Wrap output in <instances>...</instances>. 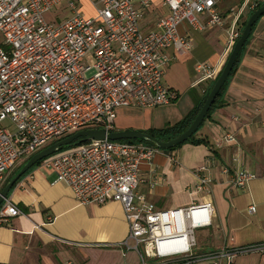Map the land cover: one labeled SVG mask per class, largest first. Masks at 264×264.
Segmentation results:
<instances>
[{"label":"built area","instance_id":"1","mask_svg":"<svg viewBox=\"0 0 264 264\" xmlns=\"http://www.w3.org/2000/svg\"><path fill=\"white\" fill-rule=\"evenodd\" d=\"M160 1L167 14L153 30L143 32L140 21L150 0H94L100 7L92 17L82 15L73 0H0V185L17 161L51 141L81 129L112 131L119 108H154L175 101L177 92L163 81L170 61L167 50L191 49L178 26L187 22L197 31L221 26L222 0ZM263 1L242 0L229 9V47L241 32L243 10ZM62 2L71 15L57 25L48 23L44 14ZM195 71L199 81L216 73L206 63L196 65ZM223 139L233 137L225 134ZM159 150L141 142L90 140L39 165L54 173V182L69 187L80 205L121 204L128 234L118 246L123 255L134 251L136 264H232L236 255L264 254V242L195 251V231L213 222L210 202L158 209L135 192L140 165ZM252 177L242 169L232 182L244 187ZM208 182L209 177L201 176L196 188ZM18 213L4 199L0 225Z\"/></svg>","mask_w":264,"mask_h":264},{"label":"crops","instance_id":"2","mask_svg":"<svg viewBox=\"0 0 264 264\" xmlns=\"http://www.w3.org/2000/svg\"><path fill=\"white\" fill-rule=\"evenodd\" d=\"M73 1L87 17L94 16L100 7L94 0H81L83 5L92 8L90 14L80 0ZM232 1L237 4L239 0ZM221 4V26H210L202 31L193 30L187 22L178 26V33L190 41V60L213 67L214 78L199 81L195 68L190 67L192 76L183 92L173 86L174 77L168 78L172 85L165 81L164 84L178 95L174 102L159 106L166 107L162 113H151V108H119L112 131H144L173 124L204 96L232 47L228 46L226 29L231 22L229 9L235 6ZM166 14L167 9L160 0H150L140 29L153 30ZM167 52L170 56L167 68H179L182 61L178 64V60L185 52L171 47ZM225 134H230L233 140L225 141ZM197 135L207 138L211 146L185 143L173 151L155 152L149 162L140 165L135 192L143 194L146 201L158 209L210 202L213 222L207 228H212L215 235L210 250L264 242V16L254 27L222 101L205 118ZM28 158L16 162L15 168L7 171L0 191L12 172ZM201 166L206 169L199 171ZM223 167L228 169L227 173L221 172ZM242 169L253 177L244 187H239L232 180L233 174ZM204 175L210 182L197 189L199 177ZM6 199L19 213L9 218V224L0 225V264H82L90 254L106 258L107 250L118 251L125 261L130 252H134L127 251L123 255L118 246L128 234L119 202L80 205L71 189L54 182V173L41 165L23 174ZM251 205L254 211H249Z\"/></svg>","mask_w":264,"mask_h":264},{"label":"water","instance_id":"3","mask_svg":"<svg viewBox=\"0 0 264 264\" xmlns=\"http://www.w3.org/2000/svg\"><path fill=\"white\" fill-rule=\"evenodd\" d=\"M262 14H264V4H262L256 10H254L248 17L246 24L241 31L240 36L234 42L233 47L231 48L223 67L221 68L217 78L215 79L198 113L195 115L190 125L180 134H178L173 138H170L169 140L161 141L149 135L148 133L133 129L107 132L101 128H89V129H81L75 131L59 140H56L53 143L48 144L38 152L34 153L32 156H30L26 161H24L18 167V169L12 174V176L9 178L5 186L0 191V205L3 202V200L7 198L9 191L16 183V181L23 174H25L36 162L54 153H57L69 147L80 144V142L77 141V139L79 138H82L83 141L104 140V139H108V140L143 139L145 141L154 144V146L158 149H170L186 141L203 122L206 113L213 104L219 90L227 80L231 72V69L236 61V57L251 32L252 26Z\"/></svg>","mask_w":264,"mask_h":264},{"label":"rangeland","instance_id":"4","mask_svg":"<svg viewBox=\"0 0 264 264\" xmlns=\"http://www.w3.org/2000/svg\"><path fill=\"white\" fill-rule=\"evenodd\" d=\"M242 0H239L237 4H235V1H230V0H222V6H227V5H234L235 8H237ZM78 2V1H77ZM81 2V0H80ZM82 3V2H81ZM77 4V3H76ZM79 4V3H78ZM83 5V3H82ZM84 10L88 13H93L92 8L85 4L83 5ZM249 11V8H245L240 16L239 19V26L241 27L242 22L247 16V13ZM70 12L66 8V5L64 2L60 3L58 6H56L54 9L51 11H48L44 14V19L51 24H59L67 20L69 18ZM264 16V15H263ZM262 18V17H261ZM225 20H227L225 18ZM149 31V30H148ZM144 32V31H143ZM191 49L189 51H186L185 54L183 55V58H180L178 60V66L179 68L173 70H169V67L166 68L165 74H164V80L165 83H170L168 78L174 77L176 79V84L172 83L174 87H176L180 92H183V90L188 86V83L190 82V67L195 68L196 65H198L199 62L198 60H190L191 55ZM192 76V75H191ZM171 84V85H172ZM184 93L181 94L183 96ZM166 109V107H158V108H151L150 111L151 113H162ZM5 125L10 126L8 122L3 123ZM21 160L19 161H22ZM18 162V161H17ZM15 167H13L14 169ZM214 232L212 228H203V229H197L195 231V238L197 245L194 247L195 251H206L211 249V245L213 243V237H215ZM217 235V234H216ZM142 250V249H141ZM125 262H128V264H136L137 259L136 255L134 252H130L129 256L126 258L124 261V258L120 255L118 251L115 250H107L106 253V258L105 256H98L97 254H90V257L88 260L83 262L82 264H125ZM150 262V261H149ZM226 261L222 260V264H225ZM232 264H264V254H257V253H249V254H244V255H236L232 258Z\"/></svg>","mask_w":264,"mask_h":264},{"label":"trees","instance_id":"5","mask_svg":"<svg viewBox=\"0 0 264 264\" xmlns=\"http://www.w3.org/2000/svg\"><path fill=\"white\" fill-rule=\"evenodd\" d=\"M262 4H264V1L262 3H259L257 4L254 8H252L251 10L248 11L247 13V16L246 18L244 19V21L242 22V25H241V31L242 29L244 28L245 24H246V21L248 19V17L250 16V14L256 10L258 7H260ZM264 14H262L258 19L257 21L254 23V25L252 26V29H251V32L248 36V38L246 39L245 43L243 44L242 48L240 49L237 57H236V61L231 69V72L227 78V80L225 81V83L222 85L221 89L219 90L213 104L211 105L210 109L208 110V112L206 113V116L205 118H207L211 111L214 109V107H216L221 101H222V96L225 92V89H226V86L229 82V79H230V76L234 73L240 59H241V56L243 55V53L245 52L246 50V47L250 41V38L252 36V33H253V30H254V27L256 25V23L258 22V20L263 16ZM241 34V32H240ZM239 34V36H240ZM238 39V38H237ZM233 47V45H232ZM231 47V48H232ZM220 72V71H219ZM219 74V73H218ZM218 76V75H217ZM216 76V78H217ZM215 78V79H216ZM215 79L209 84L208 88L206 89L205 93H204V96L198 100L196 102V104L177 122L173 123V124H165L163 127L161 128H150L148 130H144L142 132H145V133H148L149 135L153 136L154 138H157L158 140H161V141H166V140H169L170 138H173L175 136H177L178 134H180L182 131H184L189 125L190 123L192 122V120L194 119L195 115L198 113L200 107L202 106L208 92L210 91ZM204 118V120H205ZM203 120V121H204ZM203 123V122H202ZM201 123V125H202ZM200 125V126H201ZM200 126L198 127V129L186 140L184 141L183 143L179 144V145H176L175 147L173 148H170V149H161L163 151H173L175 150L176 148L180 147L182 144H185V143H190V144H193V145H198V144H203V145H206V146H211L210 142L208 141L207 138H204V137H199L197 135V132L200 128ZM69 135V134H68ZM63 138V137H61ZM59 138V139H61ZM59 139H56V140H59ZM56 140L54 141H51V143L55 142ZM77 141L81 143H84L86 142L87 140H84L82 138H79L77 139ZM123 141H130V142H141V143H145V144H148V145H152L154 146V144L148 142V141H145L143 139H123ZM32 156V155H31ZM41 160L36 162L31 168H33L34 166H38L40 164ZM19 167V166H18ZM18 167L12 172V174L18 169ZM30 168V169H31ZM29 169V170H30ZM12 174L9 176V178L12 176ZM8 178V180H9ZM7 182V181H6Z\"/></svg>","mask_w":264,"mask_h":264}]
</instances>
